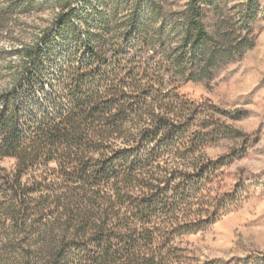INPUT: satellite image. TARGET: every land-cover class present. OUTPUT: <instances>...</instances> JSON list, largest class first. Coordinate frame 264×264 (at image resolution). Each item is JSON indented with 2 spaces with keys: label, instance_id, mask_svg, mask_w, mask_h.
<instances>
[{
  "label": "trees",
  "instance_id": "trees-1",
  "mask_svg": "<svg viewBox=\"0 0 264 264\" xmlns=\"http://www.w3.org/2000/svg\"><path fill=\"white\" fill-rule=\"evenodd\" d=\"M132 7L135 40L106 21L98 29L106 34L86 36L87 58L45 78L53 108L22 122L16 95H1L0 160L14 165L0 167V231L19 264H194L179 240L226 208L211 188L222 165L204 150L233 131L178 83L211 77L253 42L209 34L199 0L180 25L164 18L156 26L162 12L153 3L140 24ZM42 50L26 49V59L40 60ZM34 69L29 85L42 75Z\"/></svg>",
  "mask_w": 264,
  "mask_h": 264
},
{
  "label": "rangeland",
  "instance_id": "rangeland-1",
  "mask_svg": "<svg viewBox=\"0 0 264 264\" xmlns=\"http://www.w3.org/2000/svg\"><path fill=\"white\" fill-rule=\"evenodd\" d=\"M121 1L120 5L117 0H0V106L2 94L10 98L14 93L22 122L41 108H53L45 78L56 77L72 58H87L83 43L88 33L106 34L105 29L99 33V26L114 22L120 24L122 37L135 40L132 5L140 24L150 20L148 5L153 3L162 12L156 26L164 18L167 24L180 25L190 0ZM199 4L209 34L219 32L229 44L246 39L245 46L251 41L253 47L218 63L211 77L178 83L189 100L215 106L220 112L215 118L233 131L204 150L209 160L222 165L211 188L213 196L228 200L226 208L207 230L179 242L194 264H264V0ZM69 8L74 15L60 25V16ZM170 38L169 47L175 48L179 37ZM36 46H43L41 59H26L25 50ZM35 67L43 76L33 74L29 85ZM13 165V159L0 160L6 170ZM7 244L0 231V264H19L18 253Z\"/></svg>",
  "mask_w": 264,
  "mask_h": 264
}]
</instances>
